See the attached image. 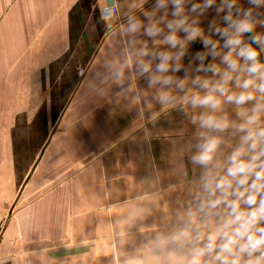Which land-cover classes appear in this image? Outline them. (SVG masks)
Wrapping results in <instances>:
<instances>
[{"label": "clouds", "instance_id": "obj_1", "mask_svg": "<svg viewBox=\"0 0 264 264\" xmlns=\"http://www.w3.org/2000/svg\"><path fill=\"white\" fill-rule=\"evenodd\" d=\"M149 3L102 9L116 21L107 51L79 70L87 97L135 111L132 132L170 145L166 171L153 163L149 179L133 178L126 198L108 205L114 246L136 229L143 239L124 264H264V0ZM213 7L219 19L206 32ZM196 41L204 50L185 66ZM174 111L183 127H147Z\"/></svg>", "mask_w": 264, "mask_h": 264}, {"label": "crops", "instance_id": "obj_2", "mask_svg": "<svg viewBox=\"0 0 264 264\" xmlns=\"http://www.w3.org/2000/svg\"><path fill=\"white\" fill-rule=\"evenodd\" d=\"M115 3L0 0V264H124L143 239L132 229L123 249L114 246L108 205L126 198L133 178L149 179L153 163L166 171L170 145L132 132L136 112L90 99L79 75L107 51L116 21L102 9ZM213 19L214 7L201 19L206 32ZM203 50L192 43L185 66ZM183 123L174 111L147 127Z\"/></svg>", "mask_w": 264, "mask_h": 264}]
</instances>
